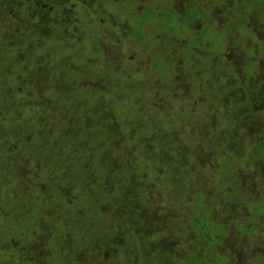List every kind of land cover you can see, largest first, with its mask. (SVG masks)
Instances as JSON below:
<instances>
[{"label":"rangeland","instance_id":"374dc122","mask_svg":"<svg viewBox=\"0 0 264 264\" xmlns=\"http://www.w3.org/2000/svg\"><path fill=\"white\" fill-rule=\"evenodd\" d=\"M200 1L207 3V0ZM85 2L87 0H0V115L3 114L0 159L5 158L2 156L7 152L5 160L12 166L11 173L7 169L4 177L0 174V183L5 187L0 194V211L4 213L0 214V233L7 231L9 245L16 248L13 256L12 251L5 250L9 248L5 244L7 240L0 235V264H147L153 261L178 264L190 250L191 239L182 233L181 223L193 206L198 216L206 212L221 224L234 218L257 226L256 217L244 208L264 196V155L257 154L258 144L264 140V115L257 110V106H261L259 101H264L261 100L264 80L232 76L226 68L222 70L215 59L211 60L215 69L204 76L206 68L203 71L194 67L204 55V51L199 50L200 58H194L192 66L178 69L180 44L173 45L170 38L164 40L165 36H161L160 28L154 24L157 12L153 8L143 15L131 13L136 0H102L91 8L84 6ZM64 4L65 8L58 9L64 12L49 10L51 5ZM190 4V0L175 2L182 15ZM96 11L99 16L96 23H91V15ZM226 11L220 7L215 10L213 17L219 24L214 25V30L235 19L234 12L226 14ZM76 13L79 16L74 21ZM158 13L164 14L161 24L171 26L170 33L175 34L179 42L183 30L186 32L184 25L167 19L162 8ZM195 16L193 13L192 17ZM45 18H51L52 22L45 23ZM99 25L108 28L98 31L101 33H97L98 42L95 32L89 29ZM193 26V29L198 28L197 22ZM187 35L191 45L193 34ZM200 35L204 39L208 37L209 27L205 26ZM256 37V41L247 38L235 46L237 39L233 36L227 46L230 48L228 60L233 70L240 72L245 64L256 61L260 76L264 77V31L256 33ZM40 38L45 42H39ZM38 42L37 50L44 49L47 42L58 45L63 54L71 55L66 59H75L77 64L66 67V73L58 67L54 69L52 64L41 65L46 61L44 58L40 62L34 60L37 55L34 44ZM154 46L157 48H151ZM91 49L98 53H90ZM104 49L107 50L103 53ZM86 51L89 57L85 56ZM82 56L84 60L80 62ZM166 65L171 70L169 75L162 69ZM15 66H22L23 77H18L21 71ZM108 70L109 73L113 70L112 78ZM57 71V77L65 78L63 84L51 82ZM92 77L95 80L87 83ZM72 81L92 86L91 105L86 106V114L93 110L94 115L85 121L92 119L101 127L94 132L84 128L82 137L87 143L100 137L98 145L104 142L111 145L100 154L99 165L88 177H66L64 172H61L64 177H54V172L61 167L71 170L77 162L76 147L69 146V141L86 123L75 117L84 107L82 102L57 96L60 89ZM194 84L200 87L199 92ZM73 86L66 87L69 94L74 91ZM179 110L183 113L181 117L175 115ZM13 120L18 121L16 126L11 125ZM3 121L8 124L5 129L1 127ZM23 126L35 129L39 144L34 147L43 156L41 165L35 162L33 154H28V158L21 155L22 148L8 146L9 139L13 138L11 131L18 133L25 128ZM148 128H151L150 135H146ZM190 141L198 144V148ZM201 142L207 143L202 149ZM216 151L220 152V157L234 163L227 176H223L224 164L221 165L222 159L217 157ZM84 166L75 165L78 169L74 174H87ZM103 168L110 172L105 173L107 177L98 192L96 178ZM184 177H192L187 187L181 183ZM224 177H230L225 183L228 194L220 197L225 189ZM75 184L80 185L79 194L87 193L88 188L96 191L98 199L101 197L103 204L96 210L103 214L102 221L92 222L88 228L87 219L91 220L88 214L95 211V207L88 210L81 206L76 219L85 230L76 247L72 231L77 221L69 219V226L67 219L53 216L51 220L46 219L40 234L29 232L30 239L27 235L25 246L17 248L21 240L17 242L10 234L20 231L18 236L23 237L28 232L19 220L29 201L25 202L22 197L31 199L34 194L46 197L61 192L67 200L70 194L67 189L77 188ZM112 188H121L124 199H118L115 194L108 199L111 201H105ZM222 200L226 202L222 204ZM30 208V211L35 210L34 205ZM38 213L35 210V214ZM47 215H52V211ZM262 221L263 224H258L260 229H264ZM60 238L56 254L52 253L54 240ZM67 240L73 242L66 244ZM247 243L251 246L252 240L247 239ZM69 246L75 250H68ZM158 250H165V255L159 257L154 253ZM60 253L65 255L60 258ZM71 253L74 257H70Z\"/></svg>","mask_w":264,"mask_h":264},{"label":"flooded vegetation","instance_id":"af4514ba","mask_svg":"<svg viewBox=\"0 0 264 264\" xmlns=\"http://www.w3.org/2000/svg\"><path fill=\"white\" fill-rule=\"evenodd\" d=\"M99 1H102V0H87V2L83 3V5L88 6L90 8L92 6L97 7L95 4L98 3ZM175 2H176V0H136V6L131 10V13H135V14L141 13V14L145 15L146 10L150 9V8H153L157 12V22H155L154 24L160 28L161 36H165L164 40L170 38L173 45L174 44L178 45V43L180 44L179 45V47H180L179 58H181V61L177 64L178 69H182L186 65L192 66V64H194L193 63L194 58H200V57H198V52H197L199 50V51H204V55H203L204 57L202 56L200 58L199 65L196 64V65H194V67L197 69L200 68L201 70L203 68V71L206 68L207 71H206V73H203L204 76H206L207 73L210 74L215 69L214 65H212V63H211V60L215 59L217 65L220 64V62H221V64L224 65V66L221 65L222 66L221 69L223 70L224 68H226L227 72H229L230 75H232V76L244 78L245 80L260 77L264 80L263 75L261 74V76H260L261 70L259 69L258 63L256 61H250L247 64H245L243 66V71L240 72V71L233 70V68L231 66V62H229V60H228L227 50L230 53V48L227 49V46H228L229 40L234 35L233 22L237 21V20L230 19V22H225V24L222 25L221 29L218 28V31H217V30H214V28H215L214 25L219 24L218 20L213 17L215 10H207V12H206L204 10V8L206 7L207 3L202 2L200 0H190L191 4L193 6H191V4H190V6L188 5V7L186 8V14L182 15L177 10V6L175 5ZM112 3L115 4L114 2H112ZM66 4L62 5L61 7H57V5H53V6L51 5L49 10L52 11L53 13L54 12H64V11H58V9L65 8ZM151 4H153V7L151 6ZM124 8H125V5H124ZM161 8L166 12L165 15H166L167 19L175 18L176 21L178 22V24L180 23L181 26L184 25V27L186 28V32H183L181 38L179 39V42H177L175 40V38H174L175 34L170 33V30L161 24L160 18L163 17V15H164L162 13L161 14L158 13ZM65 11H68V10H65ZM229 12L230 11H227L226 14H228ZM193 13L196 15L195 17H192ZM78 16H79V14L76 13L75 14L76 18L74 19V21H76ZM98 16H99V13H97V11L93 15H91V23H96V18ZM254 16H256L255 13L251 14V16L249 18L250 22H251L250 24H253V23L256 24V22H255L256 18H254ZM235 17H238V16L236 15ZM141 18H143V17L141 16ZM50 19L51 18H48V19L45 18L44 19L45 23L49 22ZM109 19H110L111 25H112V22H113L112 14H110ZM143 20L145 21L144 18H143ZM257 21H258V19H257ZM50 22H52V21H50ZM50 22L48 24H50ZM126 22H128V21H126ZM195 22H197L198 28L193 29V28H195L193 26V24ZM241 22H244V21H241ZM129 24L131 26V23H129ZM254 24H253V27L250 26L252 29V31L250 33L256 35V33H258L259 30L262 28V25H261V23H260V25L259 24L254 25ZM191 26H192V28H191ZM205 26L209 27L210 35L204 39L202 37V35H200V33L203 31ZM107 28L108 27H103V25H99V26H96L94 28L90 27L89 32L90 31L95 32L94 37L96 39L98 37L97 36V33H99L98 31L105 30ZM192 29H193V31H192ZM83 31L85 32V30H83ZM187 33L193 34V42L191 45L189 44V43H191V41H190V39L187 38V36H188ZM99 34H101V33H99ZM240 37H241L240 34H238L237 36H234V38H236L238 41V42L236 41L235 44L241 45L242 41H245L244 39L241 40ZM203 44H205L204 48H202ZM186 46H188L187 48L193 46V48L191 50H184V49H187V48H185ZM151 48L156 49L157 47L154 46ZM175 48H177V47H175ZM106 50L107 49H104L103 53ZM16 51H18V47L16 48ZM151 59L154 60V56H152ZM201 59H202V61H201ZM223 59L226 60L227 63H225L223 61ZM253 63H254V67L252 69L246 70L250 67V64L253 65ZM50 64H51V62H50ZM157 69L159 70L160 68L158 67ZM163 69H167L166 72L170 74L171 70L168 67V65L164 66ZM261 85L263 87L261 89V91H262L261 94L263 95L261 100H264V82L261 83ZM199 88L197 85H195V87H194L196 92H199ZM254 92H256V90H254ZM216 96L219 98L221 97V95H219V94ZM249 96H250V92H249ZM259 104L261 106H260V108L257 106V110H260L261 113L264 115V101H259ZM212 105H214V104H212ZM255 107H256V105H255ZM180 114H183L182 111H180V110L175 111V115L177 117H181ZM227 120L228 119H226L224 122H226ZM150 129L151 128H148L146 130V135L151 134L149 132ZM134 133L136 135H138L136 132H134ZM154 138H156V137L154 136ZM195 138L198 140L199 137L196 136ZM190 143L195 144L196 148H198V146H199L198 144H196L193 141H190ZM204 144H207V143L201 142V145H200L201 149H202ZM258 145H259V148H258L257 154L264 155V140ZM208 149H210V148L208 147ZM215 154H217V151L215 152ZM217 157L222 159V161L220 162L221 165L224 164L223 171L224 170L225 171H224L223 176L229 175V173L233 170L234 163L232 162V160H229L228 158L224 159V158L220 157L219 151H218ZM229 178L230 177H224V180H223L224 183H222V184H223V186H225L226 190L223 188L224 190H223V193H220V197L226 196L228 194L226 192L228 190L226 188L225 183L228 182ZM183 179H184V182H181V183L183 185H185V187H187L189 185V183L192 182V177H184ZM233 179H235V177H233ZM96 181L99 182L97 186L101 187L103 184L102 179H100V180L96 179ZM112 190H115V188L111 189L110 194H111V192H113ZM120 190L122 192V189H120ZM94 194H96V191H94ZM115 194H117V193H115ZM73 195L74 194L72 192H70L68 200H71L72 198H75L76 200H78L79 198H81V197L85 198V196H86V198L84 200H81L79 202H80V208H81V206H86L88 210H91L94 207L96 208L97 202L99 201L97 196H95L94 199L91 201L86 192H84L82 194H77V197H75ZM196 196H198V192H196ZM208 196H209V194H208ZM225 202L226 201H223L222 204H224ZM216 203H218V201ZM38 208L40 209V207H38ZM38 208L36 210H38ZM212 209H214V208H212ZM244 209L248 210L249 213L252 214V216L256 217V218H254V220L256 221L257 226L253 227L251 225H248L245 221H237L234 218H230V220L225 224L218 223L215 220L214 221L215 223L212 226L206 227L201 232H199V226L197 223V219H199V217H201L202 215L198 216L195 213V206H193V208L191 209L189 214L186 215V219H185V221H183V224L179 221L182 225V229H181L182 233H185L187 235V238L189 240L191 239V242L189 245V247H190L189 252L186 255H184L183 258H181L182 260L180 259V262L178 264H264V234H263L264 229H260L259 225H258L259 223L263 224L262 220H264V196L259 197V200L251 203L250 207H246ZM252 209H253L254 214L252 213ZM63 216L64 215L61 214L60 216H55L53 218L61 219ZM261 218H262V220L260 221ZM234 220L236 221V223L231 222ZM206 229H207V231H206ZM209 232L213 236H211L209 234ZM221 233H222V235H221ZM247 239L252 240L251 246L247 243ZM258 239L260 240V242H258ZM257 245H258V247H255ZM165 252H166L165 250H158L154 253H157L159 257L160 256L162 257L165 255L164 254ZM242 252L244 253V255H242ZM154 253H152V255ZM247 260H249L250 262L247 263ZM155 263L156 262L153 261V262H149L147 264H155Z\"/></svg>","mask_w":264,"mask_h":264},{"label":"trees","instance_id":"16d2710c","mask_svg":"<svg viewBox=\"0 0 264 264\" xmlns=\"http://www.w3.org/2000/svg\"><path fill=\"white\" fill-rule=\"evenodd\" d=\"M217 7L223 8L225 11L226 10L230 11V12L232 11V12H234L235 15L238 16V17H235V19H233V20H237V21L233 22V25H234V28H233L234 35L233 36H237L238 34H240L241 40H243V39L246 40L247 38H250L254 41L257 40L256 35L250 33L252 31L251 27H253L254 23L250 24L251 22H250L249 18L251 16V14H253V13H255V15H256V16H254V18H256V20L258 19V21L255 20L256 24L260 25V23H261V25H262V28L259 30V32L264 30V0H207V4H206V7L204 8V10L206 12H207V10H216ZM172 19L174 21L176 20L175 18H172ZM172 19H169V20H172ZM241 21H244V22H241ZM169 23H171V22H169ZM256 24H254V25H256ZM103 27H106V26H103ZM167 28L170 30L171 26L167 25ZM183 32H184V30H183ZM37 36H39V34ZM181 36H182V34H181ZM95 41L99 42L100 39L97 37L95 39ZM39 42L44 43L45 39L40 38ZM39 42L34 44V45H36L35 50L37 53L34 60L36 62H39L41 58H44L47 62L43 61L41 63V65L50 64V62H51L54 69H56V67H58L64 73H66V71H67L66 67H68L71 64H77V62H75V59H70L71 61L70 60L68 61L66 58H70L71 55L63 54L62 51L58 48V45L53 46V45H51V43L47 42L48 43L47 45L44 44V49L37 50L36 48L39 47ZM98 42L95 43L96 50L98 48L96 45L99 46ZM237 45L238 44H236L235 46H237ZM86 49H87V47H85V50ZM87 53H88V51H86L85 56L89 57V53L88 54ZM90 53H96L97 54L98 51L94 52L91 49ZM11 59H13V58H11ZM6 60L10 62L9 59H6ZM83 60H84V56H82V59L80 62H82ZM223 61L225 63H227L226 60L223 59ZM53 62H56V63H53ZM220 65H222L221 62H220ZM222 66H224V65H222ZM222 66H221V68H222ZM253 67H254V63H253V65L250 64V67L246 70L252 69ZM15 68H17L21 71L20 72L21 74L19 73L20 75L18 77H23L24 73L21 69L22 67L20 68V67L15 66ZM159 68H161V67H159ZM115 69H117V68H115ZM162 69H159V72H161V74H164ZM110 70L107 71V74H110V76L112 78L113 77V70L111 73H109ZM164 70L167 71V69H164ZM57 75L59 76L58 71H57V74H55L56 78L53 79L51 82L55 83L56 81L57 82L59 81L60 83L62 82V84H63L65 82V78L57 77ZM95 78H97V77H95ZM94 80H95L94 77H92L91 80H86V81H87V83H91L90 81H94ZM83 84H81V82H76V81L73 82L72 81V84L71 83L66 84L64 89H60V91L57 93V96H60L64 100H66L68 98V100H70V101H72L71 99H73L74 101L77 100L78 102H82V104H84V107L80 108L81 113L79 112L75 117L81 118L84 122H86L85 118L90 117V115L91 116L94 115L93 110H90V114H86L87 113L86 112L87 111L86 106L91 105L90 100H91V97H92L91 94H93L92 93L93 91L91 88L92 86L89 87V86H86V84H84V85ZM13 85L15 86V84H13ZM71 85L72 86L74 85L75 88L73 86L72 88H74V91L71 94H69L67 89L70 88ZM11 87L13 88V86H11ZM66 87H68V88H66ZM52 91L55 92L54 89H52ZM72 105L76 106L75 104H72ZM2 115H0V118L2 117ZM180 115L182 116V114H180ZM8 117H9V115L7 116V118ZM7 118H6V120H7ZM0 121H2V119H0ZM4 122L5 121H3V123L1 124V127L5 129L8 126V124H6V122L5 123ZM12 122H13V124H11V125H13V126H16L18 123V121H16V120L15 121L13 120ZM86 125H88V127ZM90 125H92L93 127H91ZM23 127H25V128H23L20 132L18 131V133L11 131V133L13 134V138L9 139L8 146L12 145L14 149H15V147H16V149L22 148L23 154H21V155L23 156L25 154V157H28V158H30V156L28 154H30V155L33 154V159L35 160V162L41 165L43 163L44 159H43V156L40 154V152L37 151L38 149H35L36 147H34L36 145V143L39 144L37 142L38 140L36 141L37 134L35 133V129L29 128L31 126H28V127L23 126ZM81 128H83V129H81V132L77 133L78 135L71 137L72 140L69 141V146L75 145L76 148H74V150L76 151L75 153L77 154V162H75V165H77L79 167L85 165L84 169L86 170L87 174H83L82 176L75 175L74 173L78 168L75 167V165H74L71 168V170L68 167H61L59 170L54 172L55 173L54 177H64V176H62L63 173H61V172H64L65 175H67L66 177H88V173L90 174L99 165L100 154L102 152H104L108 147H110V145H111L110 142H108V143L104 142V143H102V146L98 145L97 143H99L100 137L98 138V140H96L92 143H87L85 141V139L82 137V135L84 133V128L91 129L92 132L101 128L97 124H95L92 119L87 121L85 124H83L81 126ZM25 138H28L29 140L26 141ZM51 141H52V139H51ZM31 151H32V153H31ZM91 155H93L92 156V157H94L93 159H91ZM2 157L7 158L8 157L7 152H5ZM5 158L0 159V174L3 177L5 176V171L7 169H9L10 173H11V169H12L11 162L5 160ZM78 159L80 161H78ZM46 161H47V165H48L49 159H47ZM85 161H86V163L89 162L88 163L89 165L86 163L83 164V162H85ZM4 164H5V166H4ZM91 165L93 168H90ZM108 171L110 172V169H108V168L101 169L100 173L98 174L99 177L97 176L96 179L102 178V180L104 181L105 177H107V176H105V173ZM72 185H73V183L70 186H72ZM75 185L77 186V188L73 189V187H71V188H68L67 191L72 192L74 194L73 196L77 197V194H79V192H80V190H78L80 188V185L79 184H75ZM4 188L5 187L0 183V194ZM72 189H73V191H71ZM120 189L112 190L113 192H111V194L106 197L105 201H111L108 199H111V197L113 198L115 193L118 194V199L123 200L124 195ZM77 190H78V193H77ZM97 190H98V192H101V187ZM86 191H87V195L89 196V199L92 201L94 199V197L96 196V194H94V192L88 188H86ZM85 198H86V196H85ZM85 198L81 197L78 200H76L75 198H72L71 200H68V199L66 200L65 194L61 193V192H54L51 196L49 195L46 197L41 195V194H34V196L31 199H29L27 196L22 197V199L25 202L28 200L29 201L27 202L28 204H27V207L25 209L26 212L24 214L23 213L20 214L19 220L21 219V222H22L24 229L26 228V230L28 232H27V234L25 232L24 236L20 237L18 235H20L21 232L15 231V232H12L10 234V237H13V238L16 237L17 242H18V240H21V242L17 245V248L23 247V246H25L24 243L27 239L26 236L28 235V238H29V235H30L29 232L30 233H31V231H34L37 233L41 232L44 229V227L42 225L44 224V222H46V219L49 220L53 216L54 217L60 216L62 214L64 216L61 218V220L67 219L66 224H68L69 226H70L69 219H71V220L75 219L77 221V223L74 224L73 231H72L74 234L73 241L75 243V244L73 243V245H75V247H76L78 240L81 239V237L84 234V230H85L84 227L81 229L80 221H79V219H76L77 218L76 212H79V208H80V202L79 201L84 200ZM211 199H214V198H211ZM101 204H103V203L101 202V197H100L99 201L97 202L96 208L98 206H100ZM32 205H34L35 210L38 207H40V209L38 208V210H39L38 214H35V210L30 211V209H31L30 207ZM28 207H29V210L27 211ZM96 208H95V211L89 212V214H88V216L91 219V220L87 219L89 222L88 228L90 226V223L95 222L97 224V223L101 222L103 219V214H100V212L97 211ZM51 211H52V215L48 216L47 215L48 212H51ZM0 214H4V213H2L0 211ZM0 216H2V215H0ZM37 216H40L39 219H37ZM68 217H70V218H68ZM37 220H39L38 223H37ZM214 221L215 220H213L212 217H210V215H208V213H206V212L203 213V215L201 217H199V219H197V223L199 226V232H201L206 227L212 226L215 223ZM60 223H61V221H60ZM206 231H207V229H206ZM209 234L211 236H213L210 232H209ZM0 235H1V239H5V240H7L9 237V233L7 231L0 233ZM9 241L10 240H7L5 242L6 246L9 247L8 249L5 248V250L12 251L13 256H14L16 248H14L12 245H9V243H10ZM54 241L56 242V244L53 245L50 250L52 253L54 252L56 254L55 250L60 245L61 238L54 240ZM73 241H71V242H73ZM68 242H70V241L67 240L66 244ZM75 247L72 248L69 246L68 250L71 249L73 251V250H75ZM73 254L74 253H71L70 257H74ZM61 255H65V253L64 254L60 253V258H62ZM54 260H56V258H54Z\"/></svg>","mask_w":264,"mask_h":264}]
</instances>
